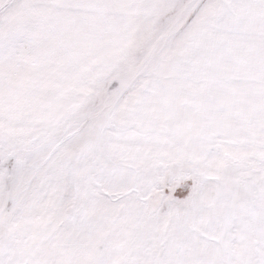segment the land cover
<instances>
[{
  "label": "snow or ice",
  "instance_id": "1",
  "mask_svg": "<svg viewBox=\"0 0 264 264\" xmlns=\"http://www.w3.org/2000/svg\"><path fill=\"white\" fill-rule=\"evenodd\" d=\"M0 264H264V0H0Z\"/></svg>",
  "mask_w": 264,
  "mask_h": 264
}]
</instances>
